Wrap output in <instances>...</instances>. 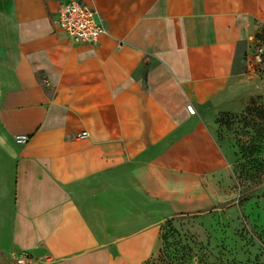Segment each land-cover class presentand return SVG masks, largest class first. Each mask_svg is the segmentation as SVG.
Listing matches in <instances>:
<instances>
[{
	"label": "crops",
	"instance_id": "crops-1",
	"mask_svg": "<svg viewBox=\"0 0 264 264\" xmlns=\"http://www.w3.org/2000/svg\"><path fill=\"white\" fill-rule=\"evenodd\" d=\"M78 1L95 45L54 26L70 0H0V241L30 264H145L165 222L230 200L212 122L242 107L264 0Z\"/></svg>",
	"mask_w": 264,
	"mask_h": 264
},
{
	"label": "rangeland",
	"instance_id": "rangeland-1",
	"mask_svg": "<svg viewBox=\"0 0 264 264\" xmlns=\"http://www.w3.org/2000/svg\"><path fill=\"white\" fill-rule=\"evenodd\" d=\"M257 37L263 53L249 65L242 107L220 111L212 122V137L229 159L230 200L209 212V225L199 214L165 222L145 264H264V26ZM16 256L0 241V264H16Z\"/></svg>",
	"mask_w": 264,
	"mask_h": 264
},
{
	"label": "built area",
	"instance_id": "built-area-1",
	"mask_svg": "<svg viewBox=\"0 0 264 264\" xmlns=\"http://www.w3.org/2000/svg\"><path fill=\"white\" fill-rule=\"evenodd\" d=\"M56 15V19L53 21L54 26H57L69 39L76 42L95 45L101 36L106 33L101 15L95 9L78 0H70L69 3L62 4ZM262 53V47H257L248 63L252 67L258 65ZM85 135L86 133L81 134V136ZM15 141L18 144H24L27 139L23 136H17ZM15 261L16 264H30L31 258L29 254L20 253L15 257Z\"/></svg>",
	"mask_w": 264,
	"mask_h": 264
},
{
	"label": "trees",
	"instance_id": "trees-1",
	"mask_svg": "<svg viewBox=\"0 0 264 264\" xmlns=\"http://www.w3.org/2000/svg\"><path fill=\"white\" fill-rule=\"evenodd\" d=\"M260 111L264 112V110H261V109H260ZM259 115H260V117H264V114H259ZM259 168H261V166ZM262 168H264V167L262 166Z\"/></svg>",
	"mask_w": 264,
	"mask_h": 264
}]
</instances>
